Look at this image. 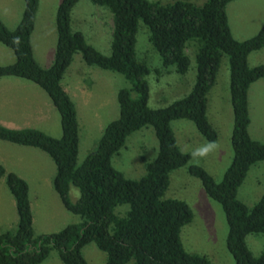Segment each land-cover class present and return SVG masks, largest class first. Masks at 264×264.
<instances>
[{"label": "trees", "instance_id": "trees-1", "mask_svg": "<svg viewBox=\"0 0 264 264\" xmlns=\"http://www.w3.org/2000/svg\"><path fill=\"white\" fill-rule=\"evenodd\" d=\"M77 0H59L54 12L56 39L52 62L39 66L33 59L29 35L38 0H23L18 22L8 28L0 19V43L11 48L14 61L0 65V76L14 75L41 87L56 108L60 135L53 137L33 128H8L0 124V139L30 145L46 152L55 172L52 187L63 207L80 217L56 231L33 234L26 181L0 164L16 209L13 231L0 232V264H37L55 249L63 264H87L81 247L93 242L104 252L105 264H211L204 254L187 252L179 231L192 217L181 199L163 197L167 174L185 166L203 191L216 201L226 222L224 245L234 264H264V248L253 255L246 246L247 233L264 232V190L250 206L236 196V188L248 167L264 159V142L247 133V88L264 76V64L249 66L247 54L264 45V21L257 31L242 40L232 37L225 13L230 0H90L111 13L109 53L102 54L86 42L82 33L70 28V10ZM138 20L147 27V38L159 55L163 69L172 66L183 73L189 64L186 47L195 46L194 78L190 90L165 106L147 105V63L136 57L134 44ZM193 50V49H192ZM80 52L86 64L121 73L130 87L116 92L118 115L109 120L92 150L76 163L77 122L73 102L60 85L72 54ZM222 54L227 56L229 102L232 125L229 135L232 155L219 180L202 166L189 163V154L178 149L169 122L189 119L207 141L216 131L205 115L206 93L214 83ZM134 92V95H131ZM151 125L156 140L155 156L144 164L138 178H127L110 163V157L132 131ZM70 185L78 188L71 200ZM126 203L122 215L113 209Z\"/></svg>", "mask_w": 264, "mask_h": 264}, {"label": "rangeland", "instance_id": "rangeland-1", "mask_svg": "<svg viewBox=\"0 0 264 264\" xmlns=\"http://www.w3.org/2000/svg\"><path fill=\"white\" fill-rule=\"evenodd\" d=\"M58 1L40 0L39 10L37 14L35 13L37 25L40 26L36 29L39 28L38 33H43L45 36L40 40V37L43 36L34 35V39L32 38L34 50L40 52L45 47V54H49L51 57L55 39L54 5ZM158 1L165 3L172 0ZM189 1L195 4L202 2V0ZM21 9L22 0H0V12L7 15L4 21L9 26L15 25L13 22L15 18H12V15L19 18ZM225 10L231 32L239 40L253 35L264 21V0H230L226 3ZM109 16L111 17V13L106 6L93 3L90 0H77L70 10V28L80 31L87 43L107 55L111 32V26L108 23ZM41 20H50L51 23L42 24ZM52 30L53 38H51ZM147 35V27L138 20L134 49L136 57L144 60L150 68L145 76L148 86L147 105L157 108L182 97L190 90L194 78L193 53L195 46L193 47V44L189 43L186 47L189 64L183 73L174 71L172 66H168L167 68L170 70L164 72L161 70L159 55L152 47ZM38 54L36 52L37 58ZM41 56L38 60L47 65L48 55L43 57L41 54ZM13 58L12 50L0 43V65L10 63ZM246 61L249 66L264 64V45L250 51L246 56ZM60 83L68 90L70 86H77L79 91L80 86H84V89L82 88L84 93L77 92L76 96L73 94L71 96L77 122L76 163L79 164L84 156L94 148L101 125L117 116L116 90L121 87H130L131 84L121 73L86 64L81 59L79 51L72 54ZM34 86L39 90L38 94H34V106L41 111L43 117L41 116V119L34 118L32 125L34 128H42L50 136L58 137L60 135L58 113L49 105L46 93L36 84ZM131 95H134V92H131ZM247 109L249 135L257 141L264 142V76L249 84ZM207 114L217 127V137L214 143L218 147L204 158L194 160L192 154L209 141L201 137L189 119L173 120L170 122V126L180 149L190 151L188 162L201 165L215 180H219L232 155L229 138L226 134L228 127H231L232 117L229 104L227 56L225 54L220 57L215 81L207 96ZM34 150V161L39 162L38 166L34 163V173H45L47 177L54 167L52 160L44 151L35 147ZM156 150L157 140L154 131L151 125H145L125 137L123 145L111 155L110 163L114 168L119 169L124 177L138 178L145 172V161H149L155 155ZM183 168L185 166H179L175 168V171H172L171 179L173 181L171 180L170 187L166 188L162 194L163 197L182 198L191 208V221L182 225L179 231L183 248L188 252L204 254L211 264H234L224 245L226 222L220 205L202 195L204 193L200 190L199 183H196L197 179L195 177H190L192 178L190 179L188 175H184ZM30 190L34 191V200L32 201L34 219L32 231L34 235L56 231L67 223L80 221L77 214L66 210L61 205L53 188L51 189L50 184H46V181L41 180L40 186L33 184V188ZM50 190L52 191L50 192ZM263 190L264 159L249 166L236 188V197L245 206L250 207ZM78 194V188L70 185L69 198L74 200ZM127 207L126 203L118 204L113 211L122 215ZM244 240L253 255H257L264 248V232L247 233ZM80 251L87 264H105L104 252L98 249L93 242L84 244ZM37 264L63 263L53 248ZM125 264H133L132 259H129Z\"/></svg>", "mask_w": 264, "mask_h": 264}, {"label": "crops", "instance_id": "crops-1", "mask_svg": "<svg viewBox=\"0 0 264 264\" xmlns=\"http://www.w3.org/2000/svg\"><path fill=\"white\" fill-rule=\"evenodd\" d=\"M39 5H40V0H38V2H37V8H36V11H35L36 14H37V12L39 10ZM56 5H57V3H55V5H54L55 8H56ZM16 7H18V6L16 5ZM22 7H23V0H22ZM21 11H22V9H21ZM225 13H226V18H227V22H228L230 33H231L233 38L237 39L231 32V28H230V24H229V21H228L226 10H225ZM10 14L12 15V13H10ZM36 14L34 15L33 26H32V29H31L30 35H29V43H30L31 54H32L33 59L36 61V63L39 66L47 67L52 62L53 55L51 57L49 54H45V52H44L45 47L43 48L44 50L40 51V52H39V50H37V51H36V49L34 50V42H32V38L34 39V35L35 36H43V37H40V40H42L44 38V36H45L43 33H38L40 31V29H39L40 26L37 25L38 21L36 20ZM5 16L7 17V15L5 13L0 12V19L6 25V27H8V28H13L16 25V23L18 22V20H19V18H16L15 15L14 16L12 15V18H15L14 21H13V22H15L14 23L15 25L9 26L4 21V20H6ZM19 17H20V15H19ZM41 21H42V24L43 23L44 24L45 23H47V24L51 23L50 20H41ZM108 23L111 26V17L110 16L108 17ZM53 24H54V17H53ZM37 27H39V28L36 29ZM54 32H55V39H56L55 26H54ZM110 34H111V32H110ZM51 35H52L51 38H53L54 37L53 30L51 32ZM55 39H54L53 48H52L53 49V53H54ZM237 40H239V39H237ZM48 46H50V45H48ZM1 51L4 52L3 50H1ZM36 52H37V54L39 53L38 54L39 57L41 56V54H43V57H45L44 55H48L47 59H46L47 65H44V63L43 64L40 63V61L38 60L39 57L38 58L36 57ZM5 53H7V52H5ZM12 53H13V51H12ZM13 56H14V53H13ZM50 58H51V60L49 61ZM13 61H14V58H13V60L11 62H13ZM7 64H9V63H7ZM161 70L165 72V71H168L170 69L166 68V69L163 70V68H161ZM81 84H84V83H81ZM34 85H35L34 82L29 81V80H27L25 78H22V77H18V76H14V75H2V76H0V124L1 125L5 126V127H8V128H23V127H30V126H32L34 128V126L32 125V124H34V118L41 119L43 117L41 111L38 110V108H36V106H34V94H38L39 93L38 88H36V86H34ZM60 85L66 91V93L69 95V97L71 99H72L71 96H73V95L76 96L77 92L84 93L83 92L84 91L83 90L84 89L83 85L80 86L81 88L79 89V91L77 90L78 89L77 86H75V87L70 86L69 90H68L61 83H60ZM212 85L210 86V88L208 89V91L206 93L205 115H206V118L209 121V123L215 129L216 137H217V127H216V125L214 123L211 122V120H210V118H209V116L207 114V96L209 94V91H210ZM39 88L42 89L41 87H39ZM117 90H116V92H117ZM47 99H49V97ZM246 99H247V94H246ZM72 101H73V99H72ZM116 103H117V100H116ZM229 104H230V102H229ZM49 105L56 110V108L54 107V105L52 104L50 99H49ZM117 110H118V105H117ZM247 112H248V109H247ZM231 117H232V112H231ZM248 118H249V115H248ZM177 119H179V118H177ZM177 119H172V120H170V122H172L173 120H177ZM228 119H230V118H228ZM170 122H169V125H170ZM106 123L101 125L100 134H101L102 129H103V127H104V125ZM248 123H249V120H248ZM231 125H232V123H231ZM170 128H171V126H170ZM37 129H40V130L44 131L42 128H37ZM246 129H247V127H246ZM171 130H172V128H171ZM230 131H231V127L230 128L228 127V131H226V134H227L228 138H229V135H230ZM172 132H173V130H172ZM247 133H248V129H247ZM100 134H99V136H100ZM248 135H249V133H248ZM173 136H174L175 143H176L178 149L180 151H182V152H187L189 154V156H190V151L185 150V149H180V147L178 146L177 140L175 138L174 132H173ZM201 137L203 138L202 135H201ZM77 138H78V136H77ZM98 138H97V140H98ZM215 139L213 141H209V142H214ZM97 140H96V142H97ZM96 142H95V144H96ZM229 144H230V141H229ZM35 148H37V147H35ZM37 149H39V148H37ZM34 151H35L34 150V146L17 144V143H13V142H10V141H6V140L0 139V164L2 165V167L4 168L5 171H12V172H14L15 174H17L18 176H20L21 178H23L26 181L27 190H28L27 191L28 192V201H29V207H30V211H31V226H32V229H33V221H34L33 214H32V201L34 200V191H32L30 189L33 188V184H34V186H40V181L41 180L46 181V184L49 183L50 187L52 189L53 188L52 187V178H53V175H54V172H55V166H54L52 168V171H51L50 175H48L47 177H46L47 174H45V173H41V172L34 173V163H36L35 164L36 166H38V164H39L38 161L37 162L34 161V157H35L34 156ZM155 154H156V151H155ZM40 156H41V154H40ZM258 161H260V160H258ZM258 161H256V162H258ZM256 162H254V163H256ZM52 163H53V161H52ZM254 163H252L251 165H253ZM53 165H54V163H53ZM183 169H184L183 170L184 175H186V176L188 175L189 178L190 177H194V176L190 175L186 171V168H183ZM117 170H119V169H117ZM172 171H175V168L171 169L168 172V174H167V185H166L167 189L170 187V183H172V181H173L171 179V177L173 175ZM190 179H192V178H190ZM195 181H196V183H199V185H200V182H199L198 179L195 180ZM200 187H201V185H200ZM200 190L202 191V193H204L202 195H205V197H208L209 199H211L209 196L206 195V193L203 191L202 187L200 188ZM51 191L52 190H50V192ZM53 191H54V189H53ZM54 193L57 196V199H59V197H58V195L56 194L55 191H54ZM169 196H173V195H169ZM235 196H236V193H235ZM173 198H174V196H173ZM181 200H183V199L181 198ZM59 201H60V199H59ZM16 220H17V215H16L14 199H13L11 193L9 192V190L6 187V184L4 182V178L0 177V232L5 231V230L13 231L14 228H15V225H16ZM190 221H191V219H190ZM41 233H44V232H41ZM192 253H194V252H192ZM198 254H200V253H198Z\"/></svg>", "mask_w": 264, "mask_h": 264}, {"label": "clouds", "instance_id": "clouds-1", "mask_svg": "<svg viewBox=\"0 0 264 264\" xmlns=\"http://www.w3.org/2000/svg\"><path fill=\"white\" fill-rule=\"evenodd\" d=\"M218 145H216L214 142H209L202 146L201 148L197 149L193 154V159L196 160L198 158H204L207 155H209L212 151H214Z\"/></svg>", "mask_w": 264, "mask_h": 264}]
</instances>
